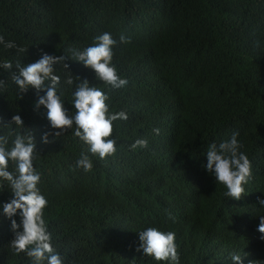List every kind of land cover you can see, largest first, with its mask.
I'll list each match as a JSON object with an SVG mask.
<instances>
[{
  "label": "trees",
  "instance_id": "trees-1",
  "mask_svg": "<svg viewBox=\"0 0 264 264\" xmlns=\"http://www.w3.org/2000/svg\"><path fill=\"white\" fill-rule=\"evenodd\" d=\"M105 32L117 42L112 63L128 81L120 89L72 58ZM121 34L131 42L121 43ZM0 36L17 45L0 44V65L12 64L0 67V125L14 115L23 121L22 128L0 126V135H9L11 147L16 134L31 132L38 188L48 200L44 218L66 264H158L139 254L130 259L138 233L155 221L178 230L184 264H233L232 254L243 264H264L257 230L264 216V0H0ZM42 53L69 58L67 69L59 64L54 72L69 115L76 111L75 76L110 97V113H127L113 122L114 156H93L75 125L56 137L47 109L34 108L36 90L20 92L12 80L17 65ZM237 131L252 164L239 200L226 197L205 168L208 147ZM137 139L147 147L131 149ZM82 152L93 160L91 172L77 166ZM0 184V264H32L10 247L14 234L2 205L12 193Z\"/></svg>",
  "mask_w": 264,
  "mask_h": 264
},
{
  "label": "clouds",
  "instance_id": "clouds-1",
  "mask_svg": "<svg viewBox=\"0 0 264 264\" xmlns=\"http://www.w3.org/2000/svg\"><path fill=\"white\" fill-rule=\"evenodd\" d=\"M96 42L83 51L73 50V60L80 62L86 68L92 69L96 77L105 85L112 89H120L128 84L118 74V70L113 61V47L117 43L110 33L105 32L95 38ZM121 43H130L131 38L124 34L120 35ZM0 44L7 49L17 48L15 42H6L0 36ZM20 52L23 48L17 49ZM67 56H51L42 53L41 58L27 66L20 67L19 73L12 76L21 93H26L30 88L35 89L37 100L34 108L38 110L41 106L47 109V119L51 128L56 131L54 135L60 136L65 130L76 126L74 135L79 137L89 146L88 151L93 156H98L100 160L114 156L117 152V141L111 139L114 132L113 122L117 120H127L125 111L118 113L109 112L110 97L96 86H90L88 80H79V84L74 93L73 106L74 115H69L65 108V103L58 95L60 77L55 72V66L63 64L67 69L65 60ZM6 70L12 68L11 62L5 61L0 65ZM65 83H74L73 75H69ZM4 82L0 81V88L4 87ZM40 92H46L40 95ZM11 124L23 127L20 115H14L10 124L2 127L10 128ZM158 135L159 129H153ZM48 135L42 137L45 144L49 143ZM239 132H234L231 138L219 145L211 144L206 152V170L213 173L216 182L226 188L224 195L232 199L239 200L245 193V187L252 177V164L249 157L241 151L243 145L238 141ZM146 139H137L130 147L135 150L137 147H147ZM38 151L31 132L27 135L21 133L15 135V139L9 147V135H0V181L7 182L11 189L12 198L2 205L3 215L11 222V231L14 238L9 242L11 249L16 253H24L32 260V264H66L65 258L54 249L52 245V234L48 231V224L44 218V210L48 206V200L41 194L38 184L41 181V174L34 167ZM16 165L15 172L9 171V162ZM77 166L85 172H91L94 164L88 154L81 153L77 161ZM3 187V184H0ZM259 204L264 207V200ZM19 215L17 222L14 217ZM260 224L258 232L264 234V216L259 217ZM131 258L137 261L138 254L149 261L160 264H184L186 255L183 251V239L172 226L163 225L158 221L138 233ZM264 240V235L261 236ZM233 264H243L242 257L232 254ZM255 264H260L259 261Z\"/></svg>",
  "mask_w": 264,
  "mask_h": 264
},
{
  "label": "bare ground",
  "instance_id": "bare-ground-1",
  "mask_svg": "<svg viewBox=\"0 0 264 264\" xmlns=\"http://www.w3.org/2000/svg\"><path fill=\"white\" fill-rule=\"evenodd\" d=\"M252 254V253H251ZM252 256V255H251ZM252 260V259H251Z\"/></svg>",
  "mask_w": 264,
  "mask_h": 264
}]
</instances>
